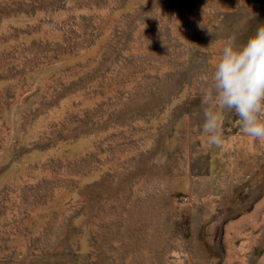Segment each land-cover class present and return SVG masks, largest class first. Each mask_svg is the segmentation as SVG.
<instances>
[{
  "label": "rangeland",
  "instance_id": "1",
  "mask_svg": "<svg viewBox=\"0 0 264 264\" xmlns=\"http://www.w3.org/2000/svg\"><path fill=\"white\" fill-rule=\"evenodd\" d=\"M264 0H0V264H264V144L201 93Z\"/></svg>",
  "mask_w": 264,
  "mask_h": 264
},
{
  "label": "clouds",
  "instance_id": "2",
  "mask_svg": "<svg viewBox=\"0 0 264 264\" xmlns=\"http://www.w3.org/2000/svg\"><path fill=\"white\" fill-rule=\"evenodd\" d=\"M202 131L209 146L222 147V119L234 112L241 132L264 144V25L243 44L225 41L201 93Z\"/></svg>",
  "mask_w": 264,
  "mask_h": 264
}]
</instances>
